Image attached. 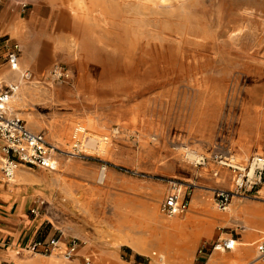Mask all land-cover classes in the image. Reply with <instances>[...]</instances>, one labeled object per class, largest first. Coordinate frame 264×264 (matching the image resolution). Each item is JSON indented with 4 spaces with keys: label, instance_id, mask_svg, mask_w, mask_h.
I'll return each mask as SVG.
<instances>
[{
    "label": "rangeland",
    "instance_id": "obj_1",
    "mask_svg": "<svg viewBox=\"0 0 264 264\" xmlns=\"http://www.w3.org/2000/svg\"><path fill=\"white\" fill-rule=\"evenodd\" d=\"M15 15L38 55L22 64L32 73L22 88L41 96L13 104V112L45 133L59 161L73 169L26 168L47 176L36 184L44 193L29 204L45 200L43 214L27 210L37 218L36 235L58 228L60 245L56 254L21 258L264 264L257 250L264 241V187L256 198L234 197L226 210L213 198L215 188L232 185L231 171L213 155L230 154L239 164L264 157V0H0L4 23ZM9 34L25 57L20 38ZM68 40L74 56L61 50ZM55 48L59 56L40 59ZM55 64L68 70L66 82L51 77ZM76 127L83 128L80 151L73 148ZM88 137L98 145H87ZM187 149L207 164H197ZM174 186L188 188L189 209L166 215L160 203ZM48 207L52 221L44 215ZM176 221V228L163 226ZM231 236L234 249H213ZM71 238L79 251L67 260Z\"/></svg>",
    "mask_w": 264,
    "mask_h": 264
},
{
    "label": "built area",
    "instance_id": "obj_2",
    "mask_svg": "<svg viewBox=\"0 0 264 264\" xmlns=\"http://www.w3.org/2000/svg\"><path fill=\"white\" fill-rule=\"evenodd\" d=\"M25 6V5H24ZM6 41H8L6 39ZM7 51L4 60L14 70L19 69L20 45L12 42L6 45ZM51 77L58 82H66L69 79L68 70L61 64H55L50 71ZM32 73L23 71L21 81L31 80ZM18 83L9 84L0 92V179L10 181L20 165H27L35 168H42L48 171H55L58 168L57 151H60L43 132L29 129L23 119L10 113L9 101L18 90ZM83 131L82 127L74 130L73 148L80 151L84 144L77 138ZM213 161L222 167H226L232 174V185L230 188H215L213 198L220 210H226L234 197L256 198L259 191L264 187V157H253L248 163L239 164L228 154H215ZM197 164H207V158L200 156ZM218 172H214L217 176ZM189 187V186H188ZM191 195L186 188L174 186L167 193L160 203V211L166 215L183 214L189 209ZM46 202L37 199L30 209L31 214L41 215L44 212ZM59 234V229L56 230ZM57 234L49 238H41L32 242L29 250L33 253L51 254L59 247ZM235 247V238H219L213 245V249L231 250ZM79 242L71 238L63 252V257L71 260L78 251ZM259 257L264 260V241L257 247ZM86 263L90 259L86 258Z\"/></svg>",
    "mask_w": 264,
    "mask_h": 264
},
{
    "label": "crops",
    "instance_id": "obj_3",
    "mask_svg": "<svg viewBox=\"0 0 264 264\" xmlns=\"http://www.w3.org/2000/svg\"><path fill=\"white\" fill-rule=\"evenodd\" d=\"M20 20L22 19L15 15L12 16V18L9 19L6 23H4L3 18L0 17V92L9 84H15L19 82L18 90L12 96L8 104L10 113L14 115L16 114L13 112L14 109L12 108V102L14 100L13 97H15L18 94V92L22 89V86L26 83L20 80V76L23 70L24 71L27 70L22 67V64L28 65L29 63L33 62L35 59H38V55L35 58H31V59H29L28 57H24V55L23 57H19L18 70L12 69L8 64V62L4 60V56L7 51L6 45L10 44V42H12L13 40L7 34H9L10 29H12L15 25L19 24ZM7 36L9 37V39H7L8 41H6L5 38ZM13 41L17 42L20 45L18 41L16 40ZM28 128L31 129L30 127ZM26 168L29 170H33V168L35 167L20 165L15 173L14 179H12L11 181L0 179V264H30L28 262L29 259L37 258V259H33L32 263L33 262L38 263L40 259H43L41 258L42 256H35L32 258H24V257L21 258L20 256V255L38 254L31 252L29 250V247L31 246L32 242L42 238L36 235L39 229V226L37 225V218L30 217L31 215L32 216H41V215L31 214L30 212L31 206L29 208V204L31 202L33 203L35 197L44 193V188L36 185L41 182H44L43 181L44 179L43 180L41 179L42 175L35 176L32 172H30ZM28 208H29L30 216L27 214ZM44 215L46 216L47 220L50 221H52L51 218L54 217L51 214L49 207ZM49 237H45V238H49ZM236 241L237 239L235 238V243ZM220 250L225 251L223 249Z\"/></svg>",
    "mask_w": 264,
    "mask_h": 264
},
{
    "label": "bare ground",
    "instance_id": "obj_4",
    "mask_svg": "<svg viewBox=\"0 0 264 264\" xmlns=\"http://www.w3.org/2000/svg\"><path fill=\"white\" fill-rule=\"evenodd\" d=\"M10 33H11V35L12 36H17L18 38H20V42H21V44H22V47H23V50H24V53H25V57H28L29 59H31V58H34V55H35V52H34V50H33V47H32V45L26 40V33L24 32V27L22 26V25H20V24H17V25H15L12 29H10V31H9ZM241 37V36H240ZM72 42H73V40H71ZM59 45H61V44H59ZM74 45V44H73ZM70 42H69V40L67 41V43H66V45L61 49V50H63V51H65V53H67L68 55H70V56H72L73 54H74V51H75V48H74V46H73ZM54 54V55H58L59 53H60V51L59 50H57L56 48L54 49V51L53 52H49V53H47V54H43V56H40L41 58V60H43V61H47L48 59H51L52 58V56L53 55H51V54ZM59 56V55H58ZM74 56V55H73ZM42 67V66H41ZM23 85V84H22ZM26 87V86H25ZM29 95L30 96H28L27 95V93L25 92V88H22V90H20L19 92H18V94L15 96V97H13L14 98V100H13V102H12V105L14 104V106H17V107H22L23 105H24V101L26 100V99H28L29 97H39V96H41L40 94H37L36 92H34V90H30L29 91ZM47 96V95H46ZM39 99H40V97H39ZM32 101V100H31ZM26 115H28V114H26ZM30 115V114H29ZM20 117V116H19ZM35 118V117H34ZM36 119V118H35ZM53 128V127H52ZM117 129V128H116ZM55 131V133H54V135H55V137H57V135H58V137H62L61 136V134L59 135V133H56V130H54L53 129V132ZM53 135V136H54ZM91 136V135H90ZM57 139V138H56ZM61 140V139H60ZM86 140V139H85ZM84 140V141H85ZM86 142H87V145H90V146H92V147H96V139H95V137H88L87 138V140H86ZM104 142V141H103ZM85 144V143H84ZM98 145V144H97ZM102 147V149L104 150L105 148H104V144L101 146ZM107 152V151H106ZM194 151H191V150H186V154H187V156H189L190 158H195V159H197L198 158V155H196L195 154V152L193 153ZM226 152V151H225ZM74 154V153H73ZM227 154V153H226ZM232 157H234V156H232ZM59 160H61V159H58V162L59 163H63L64 165H65V170L66 171H68V172H73V169H72V167H71V163L70 162H68V161H66V162H64V160H62V161H59ZM62 165V164H61ZM63 171V170H62ZM104 174H102V176H103ZM57 176V175H56ZM47 176H45V178H46ZM222 177V176H221ZM44 178V179H45ZM55 178H57V181H59L60 179H59V177H55ZM104 178H105V175H104ZM63 179V178H62ZM43 180V179H42ZM44 181V180H43ZM46 183H47V181H46ZM183 186V185H182ZM184 190V189H183ZM85 217V216H84ZM171 222V221H170ZM180 225V223L178 222V221H176V222H172V223H165L163 226L164 227H174V228H176V227H178ZM69 226V225H68ZM69 229H71V227H68ZM74 231V230H73ZM89 239V238H88ZM84 240V239H83ZM59 245H60V243H59ZM56 253H58V251L56 250V251H54L52 254H56ZM42 258V257H41ZM33 260V259H32ZM219 261V260H218ZM30 263V262H29ZM178 263V262H177ZM30 264H44V260L43 259H40V261L38 262V263H35V262H33V263H30ZM50 264V263H49Z\"/></svg>",
    "mask_w": 264,
    "mask_h": 264
},
{
    "label": "trees",
    "instance_id": "obj_5",
    "mask_svg": "<svg viewBox=\"0 0 264 264\" xmlns=\"http://www.w3.org/2000/svg\"><path fill=\"white\" fill-rule=\"evenodd\" d=\"M129 251V249H127Z\"/></svg>",
    "mask_w": 264,
    "mask_h": 264
}]
</instances>
